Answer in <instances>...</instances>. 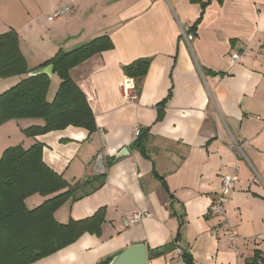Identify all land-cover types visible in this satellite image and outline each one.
I'll list each match as a JSON object with an SVG mask.
<instances>
[{
	"label": "crops",
	"instance_id": "obj_1",
	"mask_svg": "<svg viewBox=\"0 0 264 264\" xmlns=\"http://www.w3.org/2000/svg\"><path fill=\"white\" fill-rule=\"evenodd\" d=\"M64 6L73 12L48 20ZM10 30L29 72L102 36L113 45L69 71L95 132L70 126L29 137L24 131L43 127L42 119L0 124V157L40 143L45 165L70 185L105 174L102 187L53 213L66 225L103 209L100 234L84 233L32 264H97L135 244L157 252L146 264H166L174 247L193 264H246L255 252L264 255L256 239L264 235V0H0V35ZM235 52L243 60L231 64ZM140 58L150 64L137 86L123 68ZM23 78L0 79V94ZM125 86L134 99H125ZM135 129L146 158L133 147ZM223 175L237 182L224 217L215 218L207 212ZM51 197L34 194L24 204L32 210ZM135 211L148 216L124 226ZM228 231L239 238L235 248Z\"/></svg>",
	"mask_w": 264,
	"mask_h": 264
},
{
	"label": "trees",
	"instance_id": "obj_2",
	"mask_svg": "<svg viewBox=\"0 0 264 264\" xmlns=\"http://www.w3.org/2000/svg\"><path fill=\"white\" fill-rule=\"evenodd\" d=\"M221 2V0H218ZM195 27H193L194 29ZM113 45L102 36L70 52L59 51L48 62L59 80L51 102L47 100L50 78L46 75L29 76L25 59L14 30L0 35V79L24 76L15 86L0 94V124L11 119H42L43 127L24 131L29 137L75 127L90 135L96 130L93 113L81 89L72 81L69 71L91 56L108 51ZM150 60L140 58L123 68L125 76L138 83L146 75ZM133 147L146 158L143 134ZM113 161V160H111ZM104 173L68 184L42 160V145L28 149L20 146L7 148L0 157V264H32L74 243L84 233L99 235L104 221V210L90 218L70 221L66 225L53 219L54 211L68 199H81L104 184ZM79 193V195H77ZM52 195L35 209L24 204L27 197ZM186 264H193L184 252ZM105 259L97 264H108ZM246 264H264V255L255 252Z\"/></svg>",
	"mask_w": 264,
	"mask_h": 264
},
{
	"label": "built area",
	"instance_id": "obj_3",
	"mask_svg": "<svg viewBox=\"0 0 264 264\" xmlns=\"http://www.w3.org/2000/svg\"><path fill=\"white\" fill-rule=\"evenodd\" d=\"M73 12L72 6H64L55 10L51 16L48 17V20H56L64 16L70 15ZM243 60V55L239 52L232 53L230 55V63L238 64ZM124 97L126 100H132L135 98L134 94L131 93V88L128 86L124 87ZM140 134V129H135L133 132V137L136 138ZM237 146V144L235 143ZM237 182L236 176L232 175H223L221 178V187L220 193L218 196L211 202L208 208V215L215 218H223L225 215V205L231 197V193L234 189L235 183ZM148 213L145 211H135L131 213L128 217L123 219V225L126 227L132 226L133 224L138 223L143 218L147 217ZM226 239L231 248L236 247L238 241L237 235L233 231H228L226 233ZM258 241H264V235L257 236ZM184 251L179 247H174L171 250L172 259L167 261L166 264H186L183 259Z\"/></svg>",
	"mask_w": 264,
	"mask_h": 264
},
{
	"label": "water",
	"instance_id": "obj_4",
	"mask_svg": "<svg viewBox=\"0 0 264 264\" xmlns=\"http://www.w3.org/2000/svg\"><path fill=\"white\" fill-rule=\"evenodd\" d=\"M52 73H53V66L47 65V66L31 71L29 73V76L46 75L48 77H51ZM120 157L121 156H117L115 159L120 158ZM98 165H99L98 172L103 171L104 166L102 164L101 159L98 162ZM160 252L161 250H159L158 253ZM155 255H157V252L154 254L148 253L146 251V247L144 244H135V245L127 247L120 254L113 257L109 261L108 264H146L147 258H153Z\"/></svg>",
	"mask_w": 264,
	"mask_h": 264
},
{
	"label": "rangeland",
	"instance_id": "obj_5",
	"mask_svg": "<svg viewBox=\"0 0 264 264\" xmlns=\"http://www.w3.org/2000/svg\"><path fill=\"white\" fill-rule=\"evenodd\" d=\"M56 82V83H55ZM59 83V79H58V76L55 75V77L52 78V84H51V87H50V94L52 93V90L57 87Z\"/></svg>",
	"mask_w": 264,
	"mask_h": 264
}]
</instances>
